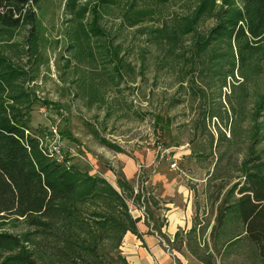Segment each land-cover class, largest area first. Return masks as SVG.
Returning a JSON list of instances; mask_svg holds the SVG:
<instances>
[{
  "label": "rangeland",
  "instance_id": "1",
  "mask_svg": "<svg viewBox=\"0 0 264 264\" xmlns=\"http://www.w3.org/2000/svg\"><path fill=\"white\" fill-rule=\"evenodd\" d=\"M201 1L37 0L33 27L0 24V55L21 72L10 83L29 96L25 134L38 140L46 157L54 160L47 148L56 140L79 170L122 176L121 166H111L115 151L102 146L103 139L124 155L150 156L148 169L137 165L134 187L155 170H170L192 191L187 231L179 229L172 240L162 237L175 264H203L199 256L213 264H264L246 242L221 246L223 233L241 232L237 218L227 216L221 228L216 221L219 206L239 197L234 193L223 201L243 181L249 158L258 154L264 160V130L253 136L255 112L258 122L264 119V103L257 105L264 94V33L252 38L246 31L247 48L226 35L199 54L205 44L200 42H209L205 37L218 24L212 15L227 19L233 5L242 9L241 0H212L213 14L204 13L193 31L171 40L168 33L182 29ZM93 23L100 30L90 33ZM7 99L8 107L13 103ZM25 103L11 106L23 109ZM69 148L76 151L72 157ZM144 187V202H156L154 210L148 204V214H155L162 207L151 187ZM125 199L132 209L135 202ZM149 218L154 229L166 225L161 215ZM25 228L18 223L0 231L19 234ZM103 254L108 264H120L113 262L111 244Z\"/></svg>",
  "mask_w": 264,
  "mask_h": 264
},
{
  "label": "trees",
  "instance_id": "2",
  "mask_svg": "<svg viewBox=\"0 0 264 264\" xmlns=\"http://www.w3.org/2000/svg\"><path fill=\"white\" fill-rule=\"evenodd\" d=\"M34 2L37 0H0V24L8 29L21 25L33 27ZM241 3L242 9L233 5L228 11L231 17L224 19L222 13L212 15V0H202L192 16L183 19L186 25L168 35L174 40L180 34H188L204 13L212 11L218 24L205 37L209 36V42L203 37L198 40L205 43L199 47V54L226 35L244 42L247 48L246 31L252 38L264 33V0H241ZM98 30L93 23L90 33ZM83 35L88 39L91 34ZM12 67L7 58L0 55V229L4 225L15 227L17 224L18 227V223L26 228L19 234L0 231V264H108L103 254L108 243L115 252L113 262L128 264L119 248L124 235L136 231L137 220L132 218L125 200L127 182L122 176L118 177L117 185L122 190L119 193L102 177L46 157L38 140L25 134L29 114L25 109L30 100L25 91L17 90L18 85L11 86L10 79L21 73ZM6 88H9L8 96H4ZM5 97L13 103L11 105L26 103L23 109L10 104L7 107ZM262 103L264 94L257 105ZM255 115L254 140L264 130V119L256 120L259 111ZM99 141L112 151H120L110 142ZM234 193L239 197L219 206L216 221L221 228L226 217L232 215L238 219L241 232L238 235L223 233L225 240L221 246L240 247L246 242L247 247L253 248L264 260V160L261 155L249 158L243 181L234 184L223 201H228ZM85 212L90 215H84ZM178 237L176 233L174 238ZM198 259L203 264H213L200 256Z\"/></svg>",
  "mask_w": 264,
  "mask_h": 264
},
{
  "label": "crops",
  "instance_id": "3",
  "mask_svg": "<svg viewBox=\"0 0 264 264\" xmlns=\"http://www.w3.org/2000/svg\"><path fill=\"white\" fill-rule=\"evenodd\" d=\"M112 153L111 166L113 168H115V165L121 166L122 177L128 185L127 196H124H129L131 204L135 202L131 209V216L134 220H137L136 231L127 232L122 239L119 248L121 255L128 264H175L174 254L168 250L162 237L165 235L172 240L179 229L184 232L187 231L193 218L192 191L181 183L170 170L164 172L155 170L149 175V179L146 178L145 181L143 180L140 182L141 184L139 183L134 187L133 182L136 179L137 165L141 163L148 169L150 156L143 152H134L131 156L124 155L121 152ZM100 177L104 178L119 193L122 192L117 185L119 176L115 175L114 170L105 169ZM144 185L151 187V194L158 201L157 206L162 207L155 214L153 212V214H148V211H150L148 204L154 210L153 205L156 202H144V193L142 192L145 188ZM126 202L128 205L127 200ZM159 211L163 214H159ZM159 215L166 219V225H159L154 229L149 217L157 219Z\"/></svg>",
  "mask_w": 264,
  "mask_h": 264
},
{
  "label": "built area",
  "instance_id": "4",
  "mask_svg": "<svg viewBox=\"0 0 264 264\" xmlns=\"http://www.w3.org/2000/svg\"><path fill=\"white\" fill-rule=\"evenodd\" d=\"M40 111L45 112L46 109L40 108ZM52 133H53L54 138H56V136L58 137V132L56 131L55 127L52 128ZM52 141H53V143L49 146V148H47L48 156L50 158H53L54 161L64 164L66 167L72 166V162L70 160L66 159V154H63L61 147L59 145L55 144L56 140H52ZM68 150L69 151H67V152H70L69 157H72L75 155L76 151L74 149L69 148ZM156 153H160L162 155V154L167 153V152H156ZM170 168L172 170L177 169V163L174 160H172V162L170 164ZM129 213L130 214L132 213L131 208H129Z\"/></svg>",
  "mask_w": 264,
  "mask_h": 264
}]
</instances>
